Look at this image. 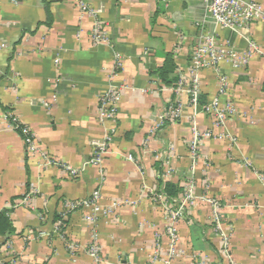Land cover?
<instances>
[{
	"label": "crops",
	"instance_id": "obj_1",
	"mask_svg": "<svg viewBox=\"0 0 264 264\" xmlns=\"http://www.w3.org/2000/svg\"><path fill=\"white\" fill-rule=\"evenodd\" d=\"M86 1L105 43L76 0H0V213L14 229L0 234V264H94V235L103 264H264V15L231 30L203 0ZM207 33L226 55H249L239 69L222 64V106L233 104L223 124L204 109L221 97L216 71L197 74V105L189 92ZM171 58L178 81L167 84L159 73ZM111 91L117 111L102 120ZM12 119L56 164L29 153Z\"/></svg>",
	"mask_w": 264,
	"mask_h": 264
},
{
	"label": "built area",
	"instance_id": "obj_2",
	"mask_svg": "<svg viewBox=\"0 0 264 264\" xmlns=\"http://www.w3.org/2000/svg\"><path fill=\"white\" fill-rule=\"evenodd\" d=\"M78 8L86 14H89L94 17V24L92 27V39L95 44H101L107 42V33L101 20L98 18V11L92 7L86 0H76ZM206 7V14L216 25V27H223L225 29H245L248 28L250 23L264 15V8L255 1L251 0H203ZM215 34H204L201 36L200 42L194 49V54L192 58V67L195 72L194 76V85L193 88L189 90L192 103L197 105L199 98V77L198 73L204 69H213L219 75L220 79V94L221 97H217L210 103L206 105L204 109L208 112H213L217 114L218 122L223 124L225 117L229 112L233 110V104L226 103L222 106V97L227 94L229 88V76L223 71L222 64L227 63L231 65L234 69H239L245 66L249 62V55H242L238 52H231L229 55H226L223 51H220L216 47ZM120 97L115 91H111L103 101L101 108V119H111L114 118L117 111V103L119 102ZM221 101V108H220ZM180 109L176 112L179 114ZM12 125L15 129H21L25 137V143L28 147L29 153L32 155H39L43 160L44 164L52 165L56 164V161L46 152L40 149L37 143L32 138L29 130L21 124L17 119L11 120ZM160 124L154 127L151 130V133H155ZM207 136L209 134H206ZM201 133L199 131L195 132L193 139V149H197L198 141L201 138ZM222 137V135H221ZM102 150L106 149L104 146ZM102 152V151H101ZM101 155V154H100ZM132 159V156L129 157ZM98 160H100L98 158ZM74 172V171H72ZM188 189V192H191V188ZM93 201L95 200V205H92L93 211L96 213L99 211L98 200L99 196L97 193L93 196ZM188 198H192V194H188ZM159 200L162 199V195H159ZM186 203V200L183 201ZM89 204V203H88ZM87 204V205H88ZM92 204V203H91ZM86 205V206H87ZM184 205H181L179 209H174L171 212V222L168 227V236L171 239L170 254L169 258H174L177 255V245L179 243V230H178V220L183 209ZM75 206H70L68 211H72ZM66 213H62V219L66 218ZM62 219L57 223V229L59 226L63 225ZM97 235L93 236V240L88 246V251L91 257L94 259V264H103L102 257L99 254V249L96 245ZM70 248L74 249V243L69 244Z\"/></svg>",
	"mask_w": 264,
	"mask_h": 264
},
{
	"label": "trees",
	"instance_id": "obj_3",
	"mask_svg": "<svg viewBox=\"0 0 264 264\" xmlns=\"http://www.w3.org/2000/svg\"><path fill=\"white\" fill-rule=\"evenodd\" d=\"M175 69V63L173 62L172 58L171 59H167V63L166 65L161 69L159 76L165 80V82H167V84H172L175 83L176 81H178V77L177 74L176 76H174V78L172 79H168L169 74H171L173 72V70ZM18 131L20 133H22L21 129H18ZM180 187L173 183V182H167L165 184V192L168 196H177L179 191H180ZM59 218V216L56 217V219ZM14 233V229L8 219V217L6 216L5 213H0V234L1 235H9Z\"/></svg>",
	"mask_w": 264,
	"mask_h": 264
}]
</instances>
